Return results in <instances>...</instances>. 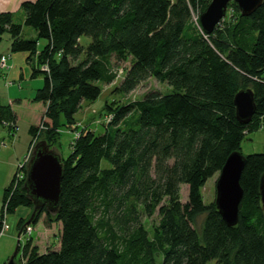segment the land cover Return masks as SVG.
Segmentation results:
<instances>
[{
	"label": "trees",
	"instance_id": "trees-1",
	"mask_svg": "<svg viewBox=\"0 0 264 264\" xmlns=\"http://www.w3.org/2000/svg\"><path fill=\"white\" fill-rule=\"evenodd\" d=\"M210 1L24 0L20 21L14 12H0V42L7 34L10 43L0 57L27 53L31 78H43L33 100L46 105L53 130L75 123L81 103L95 101L103 85L119 78L120 62L129 66L116 93L127 95L149 77L171 88L107 103L104 114L111 118L102 132L79 129L68 155L59 154L56 207L34 203L25 185L26 162L20 185L16 167L0 225L5 213L26 206L35 209L30 222L41 220L45 231L57 228L56 243L43 252L27 239L23 264H264V152L244 155L234 225L201 192L244 137L264 126V0L247 16L229 1L235 18L206 34L193 15ZM23 26L34 35L26 37ZM39 39H45L41 47ZM247 88L256 107L243 124L233 100ZM16 121L0 97V123L11 130ZM181 184L187 185L184 201ZM155 212L158 221L149 228L145 219ZM18 227H25L22 219Z\"/></svg>",
	"mask_w": 264,
	"mask_h": 264
},
{
	"label": "rangeland",
	"instance_id": "rangeland-1",
	"mask_svg": "<svg viewBox=\"0 0 264 264\" xmlns=\"http://www.w3.org/2000/svg\"><path fill=\"white\" fill-rule=\"evenodd\" d=\"M232 8V6L227 5L226 13L222 21H230L232 18H235L236 15H231ZM16 17V20H21V16L19 13H16ZM193 18L197 24L199 16L193 15ZM23 28V33L26 37L34 35L35 31L32 27L23 26ZM44 41L45 39H39L40 47L43 45ZM81 41L88 42L89 38L82 36ZM9 45L10 43L8 40V35L4 34L0 42V54H8ZM0 65L3 64L0 62ZM118 66L119 78H117L113 83L109 85H103L101 93L95 101H83L81 103V107L78 113L75 115V123L73 125L60 127L56 130H53L50 128L51 121L45 115L46 105L44 103L42 104V102L32 99L34 87L37 86L39 82H36L35 77L28 79L26 77L18 78L17 76H15L13 77L14 80H12L11 76L7 75V72L9 73V64L8 60H6V65L3 67L0 66L1 100L3 104L11 102L12 106L14 107V110L17 112L18 121L16 124L17 126H13L14 128H11L9 132L8 129L5 128L4 133L0 135V141L5 142V144H9L11 139L13 137H17L18 134L19 140L17 141V146L22 142V140L24 141V143H26V145L29 144V148L26 155L24 156V158L22 157L18 160L14 167V170L23 161H26L27 166L28 162L32 159L35 152L41 146H47L48 150L52 154H55L60 158L61 156H67L68 153L71 151V140L78 134L79 129L82 127H90L96 132H102L104 130V126L109 122V118H111V116L107 117L104 114V108L107 103L112 104L114 100L120 104L128 103L131 101L142 99L146 94L150 92L164 94L169 93L171 91V88L166 83L158 82L156 79L149 77L144 81L140 82L127 95L116 93L114 87L122 79L125 73L124 69L129 66V61L127 60L120 62ZM42 82L43 78L40 77V86L42 85ZM8 87H11L10 90H8ZM33 122L35 123V131L31 133L29 131V126ZM58 130L60 131V135L57 133ZM239 152L242 155L264 152V126H260L258 130L251 132L244 137L243 141L241 142V148ZM218 175L219 172L215 173L213 176L208 178L201 189L205 202L215 201V188ZM11 176L12 171L7 179L4 178L2 182H0V194H2V188L6 186ZM18 185H20V183ZM180 196L182 201L186 199V184H181ZM31 214L32 209L26 206H19L13 212L4 214V223H1L2 226L0 225V264H6L8 262L10 256L15 250L17 240H19L20 243L17 250V254L14 258L17 264H23L22 249L29 237L32 238L29 243L31 244L32 241H34V243H37L41 252L45 250L44 248L47 244L51 243L54 245V243H56V240L53 237V234H56L57 231L56 226H52L50 231H45L44 225L41 220L36 224H33V222L29 221ZM20 219H22L25 223V227L21 231L20 229H18L19 227L17 225ZM157 221L158 215L155 212V214L151 218L145 219V224L147 227L150 228L152 224H156ZM29 233H31V235ZM206 264L217 263L215 262V260H210Z\"/></svg>",
	"mask_w": 264,
	"mask_h": 264
},
{
	"label": "water",
	"instance_id": "water-1",
	"mask_svg": "<svg viewBox=\"0 0 264 264\" xmlns=\"http://www.w3.org/2000/svg\"><path fill=\"white\" fill-rule=\"evenodd\" d=\"M231 0H211L199 15V23L204 33H211L226 13ZM238 5L241 15H250L262 3V0H232ZM236 118L245 124L250 122L255 112V99L250 88L238 91L234 96ZM245 163V157L239 151L231 152L219 171L216 180L215 206L228 225H234L238 218V205L243 195L239 179ZM62 178L61 158L52 154L47 146H41L28 162L25 185L34 203L50 208L58 205L60 182ZM259 192L264 208V171L259 181ZM35 209L32 211L31 217ZM31 217L29 221L31 220ZM19 238V235H18ZM19 240L13 254L6 264H17L14 260L19 247Z\"/></svg>",
	"mask_w": 264,
	"mask_h": 264
},
{
	"label": "crops",
	"instance_id": "crops-1",
	"mask_svg": "<svg viewBox=\"0 0 264 264\" xmlns=\"http://www.w3.org/2000/svg\"><path fill=\"white\" fill-rule=\"evenodd\" d=\"M23 1L24 0H0V12L1 11H11L14 13H20V4ZM26 58H27V53H25V52H15V53L10 54V58L7 59L8 64H9V69H8L9 73L7 72V75L11 76L12 80H14L13 77H15V76H17L18 78L26 77L28 79L32 77L31 76V67L26 62ZM40 77L41 76L35 77L36 82L37 83L39 82V84H37V86L34 87L32 99L35 96V92H36L37 87L40 86ZM10 88L11 87H8V90H10ZM8 93H9V91H8ZM0 97H1V94H0ZM16 99H18V98H16ZM1 102H2V100H1ZM6 104H9L14 110V107L12 106L11 102H8ZM15 113L17 115L16 111H15ZM17 121H18V115H17ZM17 121H16V124H17ZM31 125L35 126V123L34 122L31 123ZM5 128H7V127L3 126L0 123V135L2 133H4ZM8 132H9V129H8ZM18 140H19V137L17 134V137H13L9 144H5V142L0 141V182H2V180L4 178L7 179L9 177L11 171H12V176L10 177V180L8 181L6 186H4V188H2V194H0L1 206H2L5 188L9 185V183L13 177V174L15 172L14 167H15V165L19 159H21L22 157L24 158V156L26 155L28 148H29V144L26 145V143H24L23 140L17 146ZM1 206H0V210H1ZM17 225H18V223H17Z\"/></svg>",
	"mask_w": 264,
	"mask_h": 264
},
{
	"label": "built area",
	"instance_id": "built-area-1",
	"mask_svg": "<svg viewBox=\"0 0 264 264\" xmlns=\"http://www.w3.org/2000/svg\"><path fill=\"white\" fill-rule=\"evenodd\" d=\"M8 59V57L7 56H5V55H3V56H1V58H0V62L3 64V65H0V66H5L6 65V60ZM26 162V161H25ZM18 167H20L18 170H17V172H16V175H15V184L17 185L18 183H20L21 182V180H23L24 179V175H25V173H24V171L23 170H20L21 169V167H22V163H20L19 165H18ZM2 223H4V220L2 221ZM2 226V225H1ZM30 234V233H29Z\"/></svg>",
	"mask_w": 264,
	"mask_h": 264
},
{
	"label": "bare ground",
	"instance_id": "bare-ground-1",
	"mask_svg": "<svg viewBox=\"0 0 264 264\" xmlns=\"http://www.w3.org/2000/svg\"><path fill=\"white\" fill-rule=\"evenodd\" d=\"M4 218H5V216H4ZM30 235H31V233H30Z\"/></svg>",
	"mask_w": 264,
	"mask_h": 264
}]
</instances>
